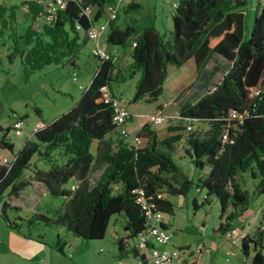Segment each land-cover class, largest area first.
Listing matches in <instances>:
<instances>
[{"label":"trees","instance_id":"1","mask_svg":"<svg viewBox=\"0 0 264 264\" xmlns=\"http://www.w3.org/2000/svg\"><path fill=\"white\" fill-rule=\"evenodd\" d=\"M81 1L95 8L92 20H96L111 0ZM21 5L28 21L17 36L18 42L12 40L6 61L10 63L15 54L31 71L70 63L87 40L74 24L84 31L92 20L80 14L72 0L48 20L40 21L45 14L40 4L21 0ZM244 5L243 0H177L167 36L152 26L138 30L126 25L119 29L108 21L107 44L125 47L134 42L125 74L118 75L109 60L91 55L96 59L95 67L74 104L35 128L32 139H25L15 153L7 137L8 127L0 128V148L13 157L7 165H0V194L5 191L0 203L3 222L24 234L41 224L63 227L82 240H95L104 236L110 217L120 214L126 234L116 239L117 257H126L124 252L135 257L133 240L144 227V217L130 190L141 188L154 208L170 214L172 204L161 194L185 196L194 184L195 189L203 191L201 205L208 204L209 197L218 204L219 223L214 231H228L248 204L264 194V5L253 10L247 38ZM136 7L128 3L122 11ZM17 8L0 4V36L5 28L14 34L11 25ZM188 58L194 61L201 94L191 102H182L186 89L180 91L176 97L177 118L207 125L203 133L190 132L184 138V150L194 169L207 168L194 182L181 174L171 157L179 134L158 139L147 118L137 116L135 134L142 142L139 147L123 141L118 133L111 139L109 134L115 130L111 108L96 100L101 84L117 77L128 79L138 72L129 103L154 102L162 93L168 68L177 69ZM252 87L260 88L259 94L254 95ZM229 111L242 113V120L237 123L228 119ZM34 112L40 115L37 107ZM224 133L226 139L221 138ZM94 141L95 152L91 153ZM37 161L45 167H38ZM25 170H29L26 177ZM96 170L99 173L90 183L89 175ZM31 182L49 196L63 200L46 212L37 207L27 217H9L8 209L13 213L20 209L11 200ZM72 182L75 187L70 190ZM263 228L264 209L253 232L240 238V254L249 256V264H264ZM54 243L61 252L57 236Z\"/></svg>","mask_w":264,"mask_h":264},{"label":"crops","instance_id":"2","mask_svg":"<svg viewBox=\"0 0 264 264\" xmlns=\"http://www.w3.org/2000/svg\"><path fill=\"white\" fill-rule=\"evenodd\" d=\"M19 1L21 2V0ZM243 1L245 2V4L248 3L247 0H243ZM128 3L136 4L137 7L134 8V11L136 10L141 11L142 9H145L146 12L144 16L140 19H137L129 16V14H131L133 10L129 12H123L122 11L123 7ZM174 3H177V0H111L109 3H107L105 9L101 12L100 16L96 19V21L100 22L106 20L108 14H110L115 9V17L108 20L115 27L119 29H123L126 25H130L140 30L147 26H152L158 33L167 36L169 30L171 29V16L173 13L172 5ZM9 5H15V4H9ZM9 5H5V6H9ZM263 5H264V0H251V4H249V7L252 8V12H253L254 9H258ZM93 11H95V8H93ZM243 12L246 17L248 14V10H243ZM120 13L127 16L120 18L119 17ZM158 15L162 16V21L160 22L161 24H163L162 26H160L157 23ZM106 30L100 34L97 40V44L100 47H102L106 52L116 56V60L113 64L115 65L118 75L119 74L123 75L128 70V66L131 61V57H130L131 45L121 47L119 45L107 44L104 40ZM87 42H89L90 45H87ZM92 45H93L92 41L85 40L82 49H85L90 52V48ZM94 60L96 61L95 58ZM95 61L91 63L86 62L85 65L79 68V73L76 71L77 80H78L77 88L80 91L89 82V79L96 64ZM72 70H78V69L75 67ZM195 76H196L195 64L192 58L186 59L177 69L173 67H169L167 79L163 84L162 92L165 89H167L170 93V96L174 98L178 91H180L182 88H184L186 85L190 84L194 80ZM137 78H138V72L134 73V75H132V77L128 79L119 80L117 77L115 80L108 83L111 93L117 97H120L126 106V109L130 115V118L127 121V126L131 133L136 132L135 118L137 116H145L147 118L148 116V112L146 111L142 112L127 107V105L129 104V99L131 98L132 93L134 91V84ZM126 83H128L127 84V88L129 90L128 92L124 91V87ZM78 85H80L81 88H79ZM77 98L78 97L76 98L71 97V101L70 103H68V107H66L64 111L69 109L77 100ZM57 115H54L50 120H52ZM49 121H45L43 118H40L35 122V124L41 125ZM183 121L185 125L190 123L187 120H183ZM130 122L133 123V125H131ZM150 127L155 131L158 139L165 138L169 135L178 134V132H173L171 134H168V132L165 131H163L162 133L160 132L159 134L157 132V128L158 127L164 128V124L163 126L162 124L150 125ZM0 128H5V127L1 126ZM32 132H33V128L28 133L26 132L25 139H32ZM109 136L111 139L117 138V131L114 130L109 134ZM182 138L183 137L180 136L179 139L173 144L171 157L175 162L178 170L181 172V174H183L187 179L194 182L198 176H202L206 172L207 168L204 167L201 171H197L196 169H194L188 155L185 153L184 148L186 147V145L184 143V139ZM177 143H183V149L182 148L180 149L179 146H176ZM92 144H93L92 150L90 145V151L91 153H94L96 142L94 141L92 142ZM179 154L180 156H177ZM174 156L178 157L177 161L174 160ZM38 163H42V162L41 161L36 162L37 166L40 167ZM42 191L45 190L42 188L41 191L39 192ZM161 196L162 198L167 199L172 204L171 213L170 214L163 213V219H162L163 225L170 231L169 246L183 250L188 245L181 241H177V239H175L173 235L175 230L179 229L176 228L174 224L175 209L177 207H184L185 209H189L192 219L191 226L194 228L203 229L205 227V222L208 217V213L206 211L204 204L203 205L200 204L201 198L203 197V191L202 190L196 191L195 189L194 192L188 191L185 196L169 195L166 193H162ZM260 198L264 199V194L257 196L255 199H260ZM62 200L63 199L60 198L59 203L55 205L51 204L50 207H48L47 209L45 210L39 209V211L46 212L48 210L55 209L59 206ZM215 202L216 201L214 200L213 197H209L207 205H209L210 208H213ZM249 205L250 203L248 204V206ZM248 206L237 217L238 220L235 221L236 220L235 219L234 221H232L229 227V229L234 228L238 233V238L234 242H231L227 238L229 247L226 251V254L232 256L234 260L232 264H249L248 262L249 256L247 258H244L240 254V238L243 235H250L253 232L256 226L253 228L252 232H249V229L247 227L249 225L253 226L252 225L253 218L251 215L256 214L257 211L260 210L262 211L264 209V202L262 205H260L259 209H257L256 211H248L247 209ZM15 215H18L20 217H27V215L23 216L20 215L19 213H13V215L9 217H13ZM198 215L199 217L202 218H198ZM195 219L197 220L198 227L196 226ZM123 222H124V218L122 215L120 214L112 215L108 221L104 236L101 239L82 240L70 234L63 227H59V226L48 227V226H43L41 224H35L31 229H29L27 234H24L20 231H16L15 229L8 227L0 217V264H111V263L137 264L136 256L131 257L129 254H126L125 252L123 254L126 257H124L123 259L117 257L116 239L121 238L126 234V232L123 230ZM212 231L214 237L216 236L218 237V234L214 231V229H212ZM263 232H264V228H263ZM225 233L227 235V231ZM56 236L59 238L60 243H62L61 252L56 249L54 243ZM104 239L106 241H109L111 245L107 251L108 253L107 257L99 254V252H101V250L103 249L101 246H103L104 244L103 242ZM90 244H95L97 245V247L95 248L90 247ZM213 245L214 247L217 246L215 243ZM127 249L128 246L125 247V250ZM261 252L263 254V249ZM224 261L229 262V258L225 257ZM168 264H197V263H195L194 261L190 262V260H187L185 257L179 255L177 258L172 259V261L169 262ZM203 264H210V262Z\"/></svg>","mask_w":264,"mask_h":264},{"label":"rangeland","instance_id":"3","mask_svg":"<svg viewBox=\"0 0 264 264\" xmlns=\"http://www.w3.org/2000/svg\"><path fill=\"white\" fill-rule=\"evenodd\" d=\"M247 1L248 3L242 6L243 10H248L244 22V38H247L248 36L253 17L252 8L249 7L251 0ZM0 4H15L18 7L15 11L13 25H11L14 34L10 35V30L5 28L2 30L3 34L0 36V127L9 128L13 120L21 118V133L19 135H14L11 129L7 130V137L13 143L12 152L15 153L25 140L26 132L28 133L32 130L37 120L43 118L45 121H49L54 115L62 113V111L68 107L71 97H79L80 90L77 88L78 80L77 82L72 81L71 72L77 71L79 73V68L81 66L85 65L86 62L91 63L95 60L90 55L89 51L81 49V51L71 59L70 63L64 65L49 64L44 65L40 69L31 71L25 65L19 63L18 57L15 54L12 61L9 63L6 61L5 54L10 52L13 39L18 42L17 36L21 33L28 20L25 16V7L21 5L19 0H0ZM145 12V9H142L141 11L133 10L129 16L140 19L144 16ZM124 16L125 15L121 13L119 15L120 18H123ZM42 19L43 17H40L38 20L40 21ZM161 21L162 16L158 15L157 23L160 26L163 25L160 23ZM87 45H90L89 42H87ZM210 65L211 62L207 64V67ZM75 67L78 70H72ZM127 84L128 83H126L124 87V91L126 92L129 91ZM200 84L201 81L195 76L194 80L184 87L186 91L182 102H191L199 96L201 94V91L199 90ZM180 91L177 92L176 96ZM176 96L174 98L171 97L169 91L165 89L158 96L156 102L146 103L144 101H138L136 104L129 103L127 107L142 112L146 111L148 112V116L156 113H163L167 117V120L163 123L164 128H157L159 134L163 131L168 132V134L178 132V134L183 137L182 139H184L190 132L203 133L207 129L205 123L190 122V129H185L184 121L177 118L178 105ZM35 107L39 109V116L34 112ZM130 124L133 125L131 122ZM176 126H179V129H173ZM93 144L91 143V150ZM176 146L183 149V143H177ZM177 156H180V154ZM177 156H174L175 161L178 160ZM8 157H11L10 152H8ZM38 164L40 167H44L43 163ZM28 173L29 170H25L23 176L26 177ZM98 173L99 170L90 173V183L96 179ZM248 186H251L249 182ZM41 189L42 187L34 182H31L28 186L24 187L20 191L19 196L11 200V204L20 206V209L16 213L23 216H29L37 207L41 210H45L50 207L51 204L55 205L60 202L61 197H51L46 191L39 192ZM194 190L195 186L192 184L188 191L194 192ZM4 198L5 191L0 194V203ZM263 202L264 199H254L250 202V205L247 208L248 211H256ZM204 206L208 213V217L203 229L191 226L192 219L189 209H185L184 207H177L175 209L174 224L176 228L179 229L175 230L173 233L174 238L177 239V241H181L188 245L179 252V255L190 260V262L194 261L197 264L209 262L210 264H232L234 262L232 256L226 254L229 247L226 233L217 231L216 233L218 234V237H214L212 231V229H216L219 223L218 204L215 202L213 208H210L207 204H204ZM260 212L261 210L257 211L256 214L251 215L253 218V226H247L249 232H252L253 228L257 226ZM7 215L12 216L13 212L8 209ZM198 218L202 217H199L198 215ZM237 220L238 218H236L235 221ZM195 222L197 226L198 223L196 219ZM103 242L104 244L101 246L103 249L99 254L107 257V251L111 245L110 242L105 239ZM214 243L217 245L216 247H214ZM262 245L264 254V238L262 239ZM90 247L95 248L97 245L90 244ZM225 257L229 258V262L224 261Z\"/></svg>","mask_w":264,"mask_h":264},{"label":"built area","instance_id":"4","mask_svg":"<svg viewBox=\"0 0 264 264\" xmlns=\"http://www.w3.org/2000/svg\"><path fill=\"white\" fill-rule=\"evenodd\" d=\"M24 1H34L42 6L44 10V20H48L52 14L58 9L64 7L65 2L68 0H24ZM79 7V13L83 14L89 21L92 20L94 11L93 7L90 5H83L81 0H72ZM176 3L172 5L174 8ZM115 17V9L108 14V17L104 21L92 20L90 25L82 31L81 26L78 23L74 24V29L79 32H83L87 40L93 42L90 48V54L99 59L109 60L114 63L116 56L106 52L102 47L97 44V40L102 32L106 30L108 20ZM134 46V42L130 43ZM72 81L77 82L76 71L71 72ZM81 88L80 85H78ZM254 95L259 94L260 88L252 87L250 88ZM97 101L107 104L111 108L110 119L114 125L118 136L123 139V141L128 142L133 147H139L142 142L140 138L135 134L131 133L127 126V121L129 119V113L126 106L120 97L113 95L109 89L108 84H101L98 87ZM243 114L235 111H229L228 119H233L237 123L242 120ZM167 120L164 114L156 113L147 116V121L151 125H161ZM189 122V121H188ZM21 118L13 120L8 129L13 131L14 135H19L21 133ZM39 124H35L33 130L37 128ZM185 129H190V123L185 125ZM222 139H226L225 133L221 134ZM11 157H8V151L4 148H0V165H7ZM75 184L72 182L68 185V188L72 190ZM115 188V186H113ZM196 191L198 189L196 188ZM130 192L135 196L134 201L138 204L142 211L144 217V227L138 232L133 240V246L136 251V263L137 264H168L172 259L179 256L181 249L170 247V231L163 225V213L154 208L153 204L144 197V191L141 188H133ZM160 196V194H156ZM227 238L234 242L238 238V233L234 228H230L227 231Z\"/></svg>","mask_w":264,"mask_h":264}]
</instances>
